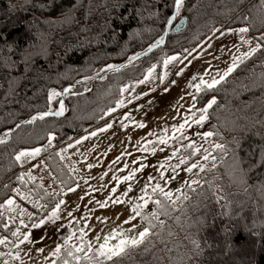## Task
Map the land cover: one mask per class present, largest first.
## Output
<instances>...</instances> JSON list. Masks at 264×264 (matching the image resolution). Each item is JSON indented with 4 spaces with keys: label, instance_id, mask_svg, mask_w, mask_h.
Masks as SVG:
<instances>
[{
    "label": "trees",
    "instance_id": "obj_1",
    "mask_svg": "<svg viewBox=\"0 0 264 264\" xmlns=\"http://www.w3.org/2000/svg\"><path fill=\"white\" fill-rule=\"evenodd\" d=\"M39 4L45 6L33 7ZM175 10V0H0V138H4L0 143V204L11 197L17 205L12 211L7 205L0 208L1 255L77 182L57 147L109 118L104 104L110 85L136 79L146 65L166 54L189 55L223 27L246 25L250 35L259 39L264 33L262 0H183L174 23L187 16L184 31L169 32L166 42L140 64L96 81L90 90L77 83L156 43ZM261 45L200 99L206 103L216 98L203 128L220 135L209 142L225 143L231 149L233 138L239 139L236 152L246 183H239L230 152L218 159L215 168L204 169L198 183L176 196L171 212L156 220L142 244L129 246L122 256L102 264H264V40ZM73 83L64 115L37 116L31 123H22L58 105L61 95L49 103V89L61 93ZM35 146L42 147L41 166L55 190L14 159L16 152ZM205 148L209 144L192 158ZM29 173L34 180L28 178ZM21 175L23 181L17 179ZM225 227L230 235L223 231ZM193 239L201 242L199 256ZM73 245H64L58 258L74 249Z\"/></svg>",
    "mask_w": 264,
    "mask_h": 264
},
{
    "label": "rangeland",
    "instance_id": "obj_2",
    "mask_svg": "<svg viewBox=\"0 0 264 264\" xmlns=\"http://www.w3.org/2000/svg\"><path fill=\"white\" fill-rule=\"evenodd\" d=\"M241 27L247 26L223 27L203 40L189 55L166 54L160 61H153L146 65L136 79L124 82L121 86L110 85L108 91L111 93L104 104L107 105L104 114L109 118L103 124L88 129L57 147L59 157L69 165L77 182L71 186L74 191H65L60 199L65 203L59 209V218L53 220L59 224L67 236L72 237L68 240L69 244L74 243L84 248V252L75 253L81 257L79 262L68 256L67 252L60 258L49 257L42 251H38L37 249L40 248L30 238L24 240L22 234L11 249L3 255L0 254V264H52L53 261H56V264H62L64 259H67L69 264H88V261L84 260V255L87 254L90 257L93 255L85 247L88 243L93 249H98L104 237L111 236L113 229L118 236L109 240L110 246L118 243L124 236L131 239L143 227H149L151 231L156 220L171 212L172 202L176 196L183 192L191 180L199 181L200 174L204 171L199 167L193 168L191 172L183 169L193 163L205 164V169L212 168L211 162L201 159L203 153L192 158L193 147L198 149L195 153L200 152L211 139L209 137L206 142L200 135L208 131L203 128L207 119L199 124L193 123V120L199 119V109L207 104L200 99L209 88L202 86L201 91L197 92L190 84H198L200 78L209 82L213 78L219 79V76L232 64L233 57H240L237 67L231 72L233 73L242 62L255 54L254 52L247 57L243 55L250 47H254L257 43L261 44V39L251 36L249 31L243 34L236 31ZM228 28L233 31L227 32ZM222 32L223 35H221ZM241 36L248 43H244ZM170 56H176L177 59L165 66L164 59ZM140 62L141 60L133 66ZM115 64L117 63L109 65ZM153 65L155 68L149 74L148 69ZM181 69L183 71L177 76L176 72ZM165 73L164 80L161 82L159 77ZM145 76L149 78L145 80ZM90 81L91 77L78 80L84 84L86 90L91 86ZM73 92L72 87L65 95L69 96ZM61 93L58 105L55 108L51 107V110L55 111L59 108V102L63 100L64 95L63 91ZM193 95L197 97L196 100H192ZM118 100L122 101L119 107L116 103ZM110 108L114 111L110 112ZM189 117L192 118L189 119ZM185 120H187L185 127L182 130L179 129V125ZM106 123L111 127L99 131L105 128ZM139 124H143V127H138ZM93 132L96 133L95 136L91 135ZM81 137L86 138L81 140ZM161 140L166 142L161 143ZM69 144L72 146L68 147ZM187 148L190 151L186 150ZM62 149H64L63 152H61ZM183 157H187V160L181 164L180 160ZM41 159H43L42 151L39 156L23 163L30 167L29 171L31 170L35 177L39 175L40 180L45 182L51 190H55L51 178L41 166ZM89 164L92 165L91 168L88 167ZM133 169L139 170L134 173L131 180H120L117 183L113 179V177L127 176ZM169 177L172 178L169 179ZM156 184H159L164 191L173 193L171 200L164 201L159 192H153ZM145 185H147L146 188ZM112 188L116 191L112 192ZM177 188L180 189L179 193L176 192ZM262 194L264 196V190ZM141 196L148 203L140 209L142 216H137L132 211V206L143 203L139 199ZM116 198H119L120 203L112 202ZM154 200H161L166 204V214L165 209L157 208L153 204ZM97 201L105 203L106 207H100ZM13 208H17L15 203ZM22 209L25 210V207ZM154 209L157 211V218L152 219L149 224L148 220L142 217L151 218ZM51 211L52 209L45 217H48ZM129 216H133L134 219L129 220ZM47 220L52 221L48 218ZM125 221L128 222L125 223ZM82 228L85 232L83 243L79 239ZM121 233L123 235H119ZM71 251L75 252V249ZM98 259L102 262L105 260L103 257Z\"/></svg>",
    "mask_w": 264,
    "mask_h": 264
},
{
    "label": "snow or ice",
    "instance_id": "obj_3",
    "mask_svg": "<svg viewBox=\"0 0 264 264\" xmlns=\"http://www.w3.org/2000/svg\"><path fill=\"white\" fill-rule=\"evenodd\" d=\"M31 2V0H26V3H29ZM262 2H264V0H262ZM182 4H183V0H175V9H176V14L179 13L181 7H182ZM41 7L43 8L45 5L44 4H39V5H33V7ZM10 7H14V6H10ZM174 18L173 17H169L168 18V23L170 24L172 22V19ZM245 19H247V17H245ZM46 23L48 21H45ZM227 32H232L233 30L231 28H228L226 29ZM236 31H238L239 33L243 34V33H247L249 31V28L248 27H241L239 29H237ZM224 33L222 32L221 35H223ZM241 40L244 42V43H248L247 40L244 39L243 36L240 37ZM261 40H264V33H262L261 37H260ZM163 43V37H161L159 40L156 41V44H161ZM32 47H35V45H32ZM151 47H155V45H151L150 46V49L151 50ZM262 45L260 43H257L254 47H250L248 52H245L243 55L245 57L247 56H250L252 53L256 52L257 49L261 48ZM135 57H132L130 59H134ZM177 57L176 56H170V57H167L164 59V65L167 66L171 61H174L176 60ZM241 58L240 57H233V62L232 64L227 67V69L224 71V73L222 75L219 76V79H211V81H206L204 80L203 78H200V82L198 84H195V85H191V87H195L196 91L199 92L201 91V87L202 86H206L207 88L211 89L213 88L215 85L219 84L221 81H223L225 79L226 76H228L229 73H231L236 67H237V63L238 61L240 60ZM109 68H113V67H116L114 65H109L108 66ZM153 68H155V65H153L151 68L148 69V73L151 74L152 71H153ZM183 71V69H181L180 71H177L176 72V75L179 76L181 74V72ZM166 73L165 74H162L159 79L161 80V82H163L164 80V77H165ZM149 77L148 76H145V80H147ZM193 79H195V77H193ZM138 83H143V81H138ZM173 83H175V81H173ZM123 91V89L121 90ZM165 91H167V88H165ZM64 93H67L69 92V89L68 88H65L63 90ZM59 95H62V93H58L56 92L54 89H49L48 91V95H47V100L49 103H51V101L54 99V97L56 96H59ZM197 97L195 95L192 96V100H196ZM117 107L121 106V103L122 101H117ZM216 103V98L213 97L211 98L210 100H208L207 104L202 107L201 109H199V112H200V115H199V119L198 120H193V123H202L203 121H205L207 119V111L208 109ZM65 111V107H64V102L63 100H61L59 102V108L56 109L55 111H52L51 109H49L48 111H42V112H39L36 116H33L31 118V120L29 121H23L22 123H31L32 121L36 120L37 119V116L40 118V119H43L44 117L46 116H61L63 115ZM109 111H114V109H109ZM192 117H189V119H191ZM187 123V120L184 121V123H181L179 125V129H183L185 127V124ZM17 127H19V125H17ZM111 127L110 124H105V128L104 129H99V131H103V130H106L107 128ZM138 127H143V124H139ZM8 133H5V137H7ZM92 136H95L96 133L93 132L91 133ZM200 135H202L204 138H205V141L207 142L208 138L209 137H212L214 135L216 136H219V132H212V131H206V132H203V133H200ZM86 137H81V140L85 139ZM53 139V136L51 133L48 134V140L49 142H51ZM4 142V138H0V143H3ZM166 141H163L161 140V143H164ZM77 143H79V141H77ZM232 144L235 145L234 148H228L227 145L225 143H219V142H216V141H211L209 143V148H205L203 150V154L201 156V159L205 162H211V167L212 168H215L216 167V162L218 159L220 160H223V158L225 156H228L229 153L231 152V158H232V161H233V171L234 172H238L239 173V176H238V180H239V183L241 184H244L246 183V180H245V170L243 168L240 167V164L242 163L241 159L238 157L237 155V152H236V149L239 148V139L237 138H233V140L231 141ZM72 145L69 144L68 147H71ZM154 150V149H153ZM262 150H264V146H262ZM42 151V148L40 147H32V148H25V149H22L18 152H16L15 154V161L17 163H23L31 158H34V157H37L40 155ZM64 149L61 150V152H63ZM198 151V149H195L193 147V155L195 154V152ZM214 153H219L220 155H216ZM58 155H60V153H57ZM175 155V153L173 154ZM63 158V157H62ZM185 160H187V157H183L181 158L180 160V163L183 164L185 163ZM179 165H177L178 167ZM89 168L92 167L91 164L88 165ZM141 167H143V165H141ZM199 167L201 170H204L205 169V164H200V163H193V164H189L188 166H186L183 170L186 171V172H191L193 168H197ZM139 169H133L132 172H130L127 176H121L119 178H116V177H113V179L119 183L120 180H131L134 176V173L136 171H138ZM162 175V174H161ZM28 178L29 179H35V177L31 176V174L29 173L28 174ZM172 177H169V179H171ZM18 180H21L23 181L24 180V177L23 175L21 176H18L17 177ZM198 183V181H196L195 179L191 180L190 182H188V186H190L191 184H196ZM147 187V185H145V188ZM262 188H264V185L261 186ZM129 190H131V186L129 185ZM12 191H18L17 189L13 188ZM69 192H72L74 191L73 188L69 187L68 189ZM112 192H115L116 189L115 188H112L111 190ZM153 192H159L163 198H164V201H168V200H171L172 198V195L173 193L171 191H164L163 188H161V186L159 184H156L155 187L153 188ZM176 192L179 193L180 192V189L177 188L176 189ZM21 196H24L23 193H21ZM27 198V197H25ZM185 200L188 199V196L185 194L184 197H183ZM139 199L143 202L142 204H134L132 206V211L137 215V216H142V213L140 211L141 207H143V205L147 204L148 201L143 197H139ZM219 200V198H218ZM113 203H120V200L119 198H116L115 200L112 201ZM14 200L9 197L7 198L3 204H0V208H3L5 205L8 206V210L9 211H12V206L14 205ZM65 203L64 200H59L58 203L55 204V207L52 208V211L51 213L48 215V219H54V218H59L58 217V212H59V209L61 208V205H63ZM173 204H175L176 202L173 201L172 202ZM97 204L100 206V207H106V204L101 202V201H97ZM153 204H155L157 206V208H160V209H165V214H166V204L161 201V200H154L153 201ZM39 206V205H37ZM23 210H21L22 212ZM225 215H227V213H224ZM0 215H2V213H0ZM69 216H71V213H69ZM11 218V217H10ZM146 220H148V223L151 224V220L152 219H156L157 218V211L154 209L153 212L151 213V218H148V217H142ZM97 219H99V217H97ZM129 220H132L134 219L133 216H129L128 218ZM22 224H23V220L20 221ZM128 221H125V223H127ZM41 223H43V221H41ZM159 223L162 225L163 224V221H159ZM5 227H7V224L4 225ZM35 226V225H34ZM135 228V226H133ZM18 231V230H17ZM149 227H143L142 230L138 231V234L134 237H132L131 239H129L127 236H124V238H120L118 243H115L114 245H109V240L112 239V238H116L118 236L117 232L115 229H113L112 231V234L111 236H106L104 237V241L103 243H100L99 245V248L98 249H93L92 248V245L90 243H88L87 245H85V247L87 248V250L89 252H92L93 255L90 257L88 256L87 254L84 255V260L85 261H88V264H102V261L100 259H98V257H103L105 260H108V261H113V258L114 257H120L122 256L126 249L129 247V246H132V247H135V246H138L140 244H142L146 237L149 235ZM223 231L226 233V234H229L230 235V230L225 227L223 229ZM80 232H81V235L79 237L81 243H83V240H84V235H85V232H84V229H80ZM13 236H16L17 235V232H13L12 233ZM119 235H123L122 233L119 234ZM23 237H24V240H28L29 239V235L28 233H23ZM72 239L71 236H68L66 237L65 239V245H67L68 243V240ZM4 240L0 239V243H3ZM192 245H193V248L195 249V253L197 256L201 255L202 252H203V249L201 248V242L198 240V239H193L191 241ZM204 244L206 246H211L210 242L208 240H205L204 241ZM61 247L60 245H58L56 248H55V251L52 252L51 254L53 256H59L60 253H61ZM74 249H75V252L71 251V250H68L67 251V255L72 257L73 260L79 262L81 260V257L79 255H76L75 253H82L84 252V248L83 247H80L79 245H73ZM227 247L230 249L231 248V244L228 243L227 244ZM38 251H43L42 249H37ZM18 258V257H17ZM52 264H56V261H53ZM62 264H69V261L67 259H64L62 261Z\"/></svg>",
    "mask_w": 264,
    "mask_h": 264
},
{
    "label": "water",
    "instance_id": "obj_4",
    "mask_svg": "<svg viewBox=\"0 0 264 264\" xmlns=\"http://www.w3.org/2000/svg\"><path fill=\"white\" fill-rule=\"evenodd\" d=\"M173 16H174V18L172 19V22L168 25L167 30H166V32H165V34L163 36V43H161V44H156V43L152 44V45H155V47H151V50H149L150 46H151V45H149L146 49L131 55L130 57H128L123 62L115 64L116 65L115 68L107 69V67H104L95 76L91 77L90 85L92 86L96 81L101 80L102 78H104V77H106L108 75L118 73V72H120V71H122V70H124L126 68H129V67L135 65L137 62L142 60L144 57L148 56L153 51H155L160 46H162L166 42V39H167V36H168L169 32L180 33L182 31H184L187 28V25H188V17L187 16H183L176 23H174V21L176 19V10H175V13H174ZM132 57H135V58L134 59H130ZM75 84L76 83L69 84V85L66 86V88H68V89L72 88V86H74ZM63 101L65 102V105H64L65 111L63 113V115H64L65 112L67 111V102H66L67 101V96L65 95V93L63 95Z\"/></svg>",
    "mask_w": 264,
    "mask_h": 264
},
{
    "label": "crops",
    "instance_id": "obj_5",
    "mask_svg": "<svg viewBox=\"0 0 264 264\" xmlns=\"http://www.w3.org/2000/svg\"><path fill=\"white\" fill-rule=\"evenodd\" d=\"M44 217L26 233H28L30 240L43 250L42 252L44 254L49 257H54L51 253L55 251L58 245L63 247L65 245V239L68 236L57 222L53 219H51L52 221L47 220V217Z\"/></svg>",
    "mask_w": 264,
    "mask_h": 264
},
{
    "label": "bare ground",
    "instance_id": "obj_6",
    "mask_svg": "<svg viewBox=\"0 0 264 264\" xmlns=\"http://www.w3.org/2000/svg\"><path fill=\"white\" fill-rule=\"evenodd\" d=\"M114 66H116V65H114ZM113 68H115V67H113ZM107 69H112V68L107 67Z\"/></svg>",
    "mask_w": 264,
    "mask_h": 264
}]
</instances>
